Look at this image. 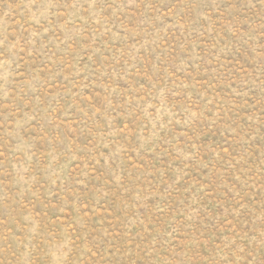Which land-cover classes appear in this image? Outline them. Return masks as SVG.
Masks as SVG:
<instances>
[{"label":"rangeland","instance_id":"1","mask_svg":"<svg viewBox=\"0 0 264 264\" xmlns=\"http://www.w3.org/2000/svg\"><path fill=\"white\" fill-rule=\"evenodd\" d=\"M0 264H264V0H0Z\"/></svg>","mask_w":264,"mask_h":264}]
</instances>
